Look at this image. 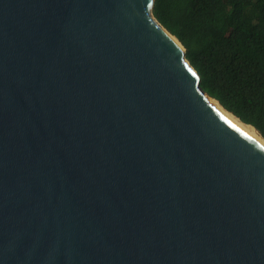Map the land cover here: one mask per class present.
I'll return each instance as SVG.
<instances>
[{"label":"water","instance_id":"obj_1","mask_svg":"<svg viewBox=\"0 0 264 264\" xmlns=\"http://www.w3.org/2000/svg\"><path fill=\"white\" fill-rule=\"evenodd\" d=\"M154 4L0 0V264H264V146Z\"/></svg>","mask_w":264,"mask_h":264},{"label":"trees","instance_id":"obj_2","mask_svg":"<svg viewBox=\"0 0 264 264\" xmlns=\"http://www.w3.org/2000/svg\"><path fill=\"white\" fill-rule=\"evenodd\" d=\"M205 93L264 139V0H155Z\"/></svg>","mask_w":264,"mask_h":264},{"label":"bare ground","instance_id":"obj_3","mask_svg":"<svg viewBox=\"0 0 264 264\" xmlns=\"http://www.w3.org/2000/svg\"><path fill=\"white\" fill-rule=\"evenodd\" d=\"M208 100H209V103L212 105V107L217 112H219L222 116H224L226 119H228L234 125H236L237 127L241 128L242 130L247 132L249 135H251L253 138H255L257 141H259L264 146L263 138L259 135V133L253 127H251L249 125H245L244 123H242L239 119H237L231 113L227 112L216 100L211 99L210 97L208 98Z\"/></svg>","mask_w":264,"mask_h":264},{"label":"snow or ice","instance_id":"obj_4","mask_svg":"<svg viewBox=\"0 0 264 264\" xmlns=\"http://www.w3.org/2000/svg\"><path fill=\"white\" fill-rule=\"evenodd\" d=\"M193 75H195V73H193Z\"/></svg>","mask_w":264,"mask_h":264}]
</instances>
